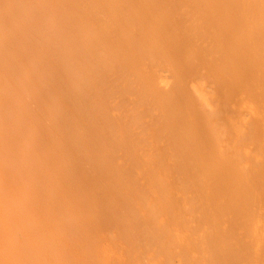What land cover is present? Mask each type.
Instances as JSON below:
<instances>
[{
  "label": "rangeland",
  "instance_id": "374dc122",
  "mask_svg": "<svg viewBox=\"0 0 264 264\" xmlns=\"http://www.w3.org/2000/svg\"><path fill=\"white\" fill-rule=\"evenodd\" d=\"M0 180V264H264V0H0Z\"/></svg>",
  "mask_w": 264,
  "mask_h": 264
},
{
  "label": "bare ground",
  "instance_id": "6f19581e",
  "mask_svg": "<svg viewBox=\"0 0 264 264\" xmlns=\"http://www.w3.org/2000/svg\"><path fill=\"white\" fill-rule=\"evenodd\" d=\"M245 31H247L246 29H245ZM205 96L203 95V94H201L200 96L198 95V100L200 99V101L199 102H203V104H202V107L203 108H205V109H207V110H211V109H208L206 106H203V105H205L206 104V97L204 98ZM205 102V103H204ZM208 102V104L210 105V103H209V100L207 101ZM201 103H200V105H201ZM248 103V102H247ZM210 107V106H209ZM205 112H207L206 110H204ZM210 112V114L212 113L211 111H208L207 113H209ZM209 115V114H208ZM239 128H241V127H239ZM212 133H213V130L211 131ZM216 132V131H215ZM214 135H215V133H214ZM217 136V135H216ZM218 137V136H217ZM216 141H218V140H216ZM240 169H244V168H242V166L240 167ZM241 171H243V170H241ZM12 176L14 175V174H11ZM11 175H9V177L11 176ZM2 176V175H1ZM4 178V177H3ZM1 181V180H0ZM20 195V194H19ZM1 196V195H0ZM4 197H5V195H3ZM25 196V195H24ZM4 197H2V198H4ZM28 198V197H27ZM15 199V198H14ZM7 200H9V199H6V201ZM19 200V199H18ZM21 202H22V200H20ZM8 202V201H7ZM6 202V203H7ZM5 202H4V204H6ZM18 203V202H17ZM1 204V203H0ZM13 204H16V203H13ZM8 205V204H7ZM12 206V205H11ZM11 206L8 208L11 212H12V210L10 209L11 208ZM14 206V205H13ZM13 208H15V207H13ZM17 208H19V207H17ZM1 209H3V208H1ZM5 209V208H4ZM14 212H17L15 209H14ZM21 212V211H20ZM6 213V211H4V214ZM8 213H9V211H8ZM7 213V214H8ZM2 215V214H1ZM8 216V215H7ZM3 218H4V216H2ZM6 217V216H5ZM24 218L26 217V216H23ZM3 218L2 219H0V221L2 220L3 221ZM5 219V218H4ZM27 218H25V220H26ZM29 219V218H28ZM24 220V221H25ZM30 221V220H29ZM8 237H9V239H8ZM7 237V239L8 240H5V243H6V245L7 246H9V247H7V246H5V245H3V247L2 246H0V248H5V250H7V252L6 253H8L7 255H9V253H10V249H11V252L13 251V249H12V244L14 243L13 241H14V239L15 238H13V237H11V236H8ZM11 237V238H10ZM12 239V240H11ZM28 240V239H27ZM30 240V239H29ZM6 241H8V243L10 244H7V242ZM12 241V242H11ZM11 242V243H10ZM27 242V241H26ZM5 246V247H4ZM11 247V248H10ZM8 248H10V249H8ZM43 249V248H42ZM8 250H9V252H8ZM2 252V253H1ZM4 253V255L3 256H1L0 258H2V257H4L5 259H6V255H5V252H3V250L1 249V251H0V254H3ZM10 255H11V253H10ZM13 255V254H12ZM59 255V254H58ZM58 255H56V256H58ZM54 256V255H53ZM59 257V256H58ZM8 258V257H7ZM60 258V257H59ZM5 259H2V261L3 260H5ZM13 259V258H12ZM7 260V259H6ZM6 260H5V262H6ZM10 260V259H9ZM8 260V261H9ZM11 261V260H10ZM13 261V260H12ZM15 262V261H14ZM9 263V262H8ZM10 264H12V263H10Z\"/></svg>",
  "mask_w": 264,
  "mask_h": 264
}]
</instances>
